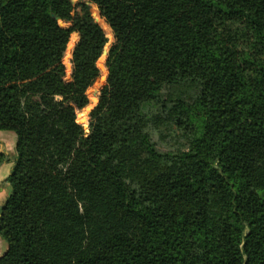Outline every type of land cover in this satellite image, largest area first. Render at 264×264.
Segmentation results:
<instances>
[{"label":"trees","instance_id":"obj_1","mask_svg":"<svg viewBox=\"0 0 264 264\" xmlns=\"http://www.w3.org/2000/svg\"><path fill=\"white\" fill-rule=\"evenodd\" d=\"M92 1L0 0V264H264V0Z\"/></svg>","mask_w":264,"mask_h":264},{"label":"rangeland","instance_id":"obj_2","mask_svg":"<svg viewBox=\"0 0 264 264\" xmlns=\"http://www.w3.org/2000/svg\"><path fill=\"white\" fill-rule=\"evenodd\" d=\"M82 1H85L86 3H88L91 6V10H92L94 18L102 26V24L100 23L99 17L95 13V11H97L96 9H98V11H99V8L97 7L96 4L93 3L92 0H72V2L74 4H76V5L79 4ZM80 8H81L80 6L76 7L77 10H80ZM99 14H100V11H99ZM62 22L64 23V26H68V24H67L68 22H64V21H62ZM104 31H105L106 36H107V41H106V44L104 46L103 52H102L101 56L98 59V65L100 67V76L87 89V95L89 97L88 104L85 107L76 110L77 121L83 125L86 133H88L89 130H90V111L98 103L99 95L101 93V90H102L103 86L107 82L108 67L106 65V60H107V57H108L109 49H110L111 45L115 42V36H114L113 31H112L111 35H109V33H107L105 29H104ZM78 39H79V34L77 32H73L71 34V36H70V40H69V42L67 44V47H66V50H65V53H64V56H63V63L66 66V76H65L66 79H70L71 76H72V70H73V62H72L73 49H74ZM104 70H106L105 73L103 72ZM104 76H106V77H104ZM101 80L103 82H102V84L100 86H98V82L101 81ZM91 95H94V97H95V101L94 102H91ZM182 144L181 143H177L176 140H174V139H168L167 142L165 143L164 147L165 148H173V147H176L177 145H182ZM11 145L12 146H11V150H10V152L8 154V156H9L8 160H6L0 166V171L2 172V174L0 175V205H2L5 202V200L7 199V197L9 196V194L11 193V190H12L11 184H10V182L8 180V176H9V173L11 172V170H12V168H11L12 162H13V165H14V155L16 153V148H15V146H16V137H15L14 145L12 143H11ZM12 149H13V151H12ZM0 152H3V151H0ZM11 153H12V155H11ZM10 155L13 157V160L11 159ZM7 245H8L7 241L0 235V255L5 252V250L7 249Z\"/></svg>","mask_w":264,"mask_h":264},{"label":"crops","instance_id":"obj_3","mask_svg":"<svg viewBox=\"0 0 264 264\" xmlns=\"http://www.w3.org/2000/svg\"><path fill=\"white\" fill-rule=\"evenodd\" d=\"M15 137L16 136L12 131L0 130V151H3L5 153L9 154V152L11 150V146H12L11 143L14 145ZM12 151H13V149H12ZM12 153H11V155H12ZM11 159L13 160L12 156H11ZM12 166H13V162H12ZM12 166H11V168H12ZM1 174H2V172L0 171V175Z\"/></svg>","mask_w":264,"mask_h":264},{"label":"water","instance_id":"obj_4","mask_svg":"<svg viewBox=\"0 0 264 264\" xmlns=\"http://www.w3.org/2000/svg\"><path fill=\"white\" fill-rule=\"evenodd\" d=\"M60 24H61V25H64V23H63L62 21H60ZM67 24H68V26H69L70 23H67ZM104 77H106V76H104Z\"/></svg>","mask_w":264,"mask_h":264},{"label":"bare ground","instance_id":"obj_5","mask_svg":"<svg viewBox=\"0 0 264 264\" xmlns=\"http://www.w3.org/2000/svg\"><path fill=\"white\" fill-rule=\"evenodd\" d=\"M98 7V6H97Z\"/></svg>","mask_w":264,"mask_h":264}]
</instances>
